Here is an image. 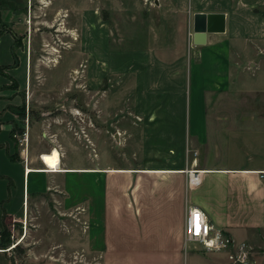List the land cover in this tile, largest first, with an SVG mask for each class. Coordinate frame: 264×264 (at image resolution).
Returning a JSON list of instances; mask_svg holds the SVG:
<instances>
[{"label": "crops", "instance_id": "1", "mask_svg": "<svg viewBox=\"0 0 264 264\" xmlns=\"http://www.w3.org/2000/svg\"><path fill=\"white\" fill-rule=\"evenodd\" d=\"M186 3L191 44L184 46L185 50H168L162 59L158 48L130 46L118 55L120 99L128 102L125 114L138 120L125 117L127 123L115 128L120 162L105 159V151L102 160L89 158L87 168H60L59 157L58 166L50 169L40 159L45 153H37L32 161L14 157L12 141L11 153L0 143V162L11 164V211L3 208L6 167L0 166V221L5 214L13 224H21L24 217L26 222L29 201L40 207L42 198L37 200L38 196L49 186L60 189L65 178L73 176L70 204L78 210L75 220L77 226L90 228L89 214L80 212L92 210L91 199L81 201L79 182L74 179L81 176L87 178L89 194L103 197L104 242L118 245L121 264L162 259L169 264L176 260L180 264H223L227 250L195 253L187 243L167 251L157 247L182 240L188 206L200 209L212 225L229 235L233 250L242 245L245 253L255 258L254 247L261 236L264 253V124L249 123L240 108L232 111L236 119L233 113L231 118H214L213 124L209 118L218 117V109L211 106L214 100L264 94V0ZM194 15H222L223 30L205 33L203 44H193ZM150 45L154 47V43ZM259 74L260 82L250 84L249 79ZM224 113L221 116H226ZM230 157L242 161L228 166ZM188 171L197 173L193 185L187 183ZM101 178L104 184L97 192Z\"/></svg>", "mask_w": 264, "mask_h": 264}, {"label": "rangeland", "instance_id": "2", "mask_svg": "<svg viewBox=\"0 0 264 264\" xmlns=\"http://www.w3.org/2000/svg\"><path fill=\"white\" fill-rule=\"evenodd\" d=\"M187 6L186 0L182 3L173 0H0V126H4L0 128V143L4 142L3 149L11 153L12 141L14 157L21 155L32 161L37 153L47 154L56 149L60 168H87L89 158L93 162L100 157L102 160L105 151H108L105 159L120 162L119 137L115 130L125 125L124 118L129 116L125 114L127 100L120 99L118 55L121 49L130 46L131 49L151 46L158 48L164 59L168 50L187 47L191 44ZM260 77L256 75L249 83H259ZM231 99L213 101L211 106L219 112L217 118L209 115L212 124L215 119L231 118L229 115L237 108L246 113L252 125L264 124V94ZM220 110L226 116H221ZM233 115L236 119V114ZM129 119L138 121L136 117ZM21 134L26 135V141L18 143ZM228 159V166L242 161L235 157ZM1 165L5 164L0 162ZM5 167L3 208L11 211V164ZM68 177L60 189L49 186L46 193L36 197L42 198L40 207L29 201L26 222L24 217L21 224H13L3 214L0 249L4 251L0 252V264L123 263L118 259V245L113 247L104 242L103 197L89 194L87 178L81 176H74L79 182L81 201L91 199L92 210L80 213L89 214L91 224L90 228L85 224L77 226L78 210L70 204L73 176ZM103 184L104 179H98L96 191ZM116 232H121L120 225ZM182 241L183 238L177 245L157 247L162 251L174 246L181 249ZM261 241L259 236L254 247L255 258L246 254L244 261L239 262L235 259V250L227 249L223 264H264ZM16 243L19 244L12 249ZM187 248L195 253L207 252L195 243H187ZM153 262L169 264L170 261L162 259L146 261V264ZM176 264L180 261L176 260Z\"/></svg>", "mask_w": 264, "mask_h": 264}, {"label": "built area", "instance_id": "3", "mask_svg": "<svg viewBox=\"0 0 264 264\" xmlns=\"http://www.w3.org/2000/svg\"><path fill=\"white\" fill-rule=\"evenodd\" d=\"M25 141V134H21V137L17 138L18 143H23ZM196 174L197 173L194 171H188V185H193L197 182L198 177ZM195 217H198V220H196ZM197 224L199 225L198 234L196 229ZM182 236L184 243H195L207 251H222L233 248V241L229 235L212 225L205 214L194 206H188L185 209ZM243 248L244 247L240 245L235 250V259L239 262H243L246 256ZM229 258H232V256Z\"/></svg>", "mask_w": 264, "mask_h": 264}, {"label": "water", "instance_id": "4", "mask_svg": "<svg viewBox=\"0 0 264 264\" xmlns=\"http://www.w3.org/2000/svg\"><path fill=\"white\" fill-rule=\"evenodd\" d=\"M192 28V43L195 45L203 44L205 33L221 32L223 30V16L194 15Z\"/></svg>", "mask_w": 264, "mask_h": 264}, {"label": "bare ground", "instance_id": "5", "mask_svg": "<svg viewBox=\"0 0 264 264\" xmlns=\"http://www.w3.org/2000/svg\"><path fill=\"white\" fill-rule=\"evenodd\" d=\"M40 159L44 163V165L50 169H55L59 164V154L56 150H52L47 154H42Z\"/></svg>", "mask_w": 264, "mask_h": 264}, {"label": "snow or ice", "instance_id": "6", "mask_svg": "<svg viewBox=\"0 0 264 264\" xmlns=\"http://www.w3.org/2000/svg\"><path fill=\"white\" fill-rule=\"evenodd\" d=\"M195 219L198 220V217H195ZM196 229H197V234H198V232H199V225L198 224L196 225Z\"/></svg>", "mask_w": 264, "mask_h": 264}]
</instances>
